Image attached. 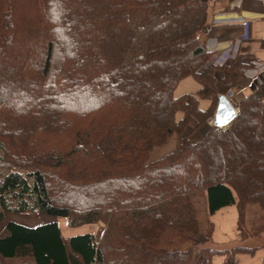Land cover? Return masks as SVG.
I'll return each mask as SVG.
<instances>
[{
    "label": "trees",
    "instance_id": "trees-1",
    "mask_svg": "<svg viewBox=\"0 0 264 264\" xmlns=\"http://www.w3.org/2000/svg\"><path fill=\"white\" fill-rule=\"evenodd\" d=\"M207 16L204 0H0V222L104 225L66 240L56 222H9L0 264H237L254 252L205 245L210 216L233 205L243 239L264 233V83L227 130L195 138L248 68L241 54L209 62ZM188 77L201 89L176 97Z\"/></svg>",
    "mask_w": 264,
    "mask_h": 264
},
{
    "label": "crops",
    "instance_id": "crops-1",
    "mask_svg": "<svg viewBox=\"0 0 264 264\" xmlns=\"http://www.w3.org/2000/svg\"><path fill=\"white\" fill-rule=\"evenodd\" d=\"M204 1L208 5L204 34L208 37L207 48L211 53L209 62L222 66L241 54L244 55V61L248 64L244 75L238 80L237 87L227 94L232 104L238 109L240 102L264 83V0ZM200 89L199 82L193 77H188L179 83L174 95L180 97L197 94ZM210 106V100L200 102L202 109ZM212 127L208 121L197 131V134L204 136ZM239 220L236 205L223 208L210 216L214 230L211 240L206 241L205 245L216 250H231L237 247L254 249L252 253H239L236 256L237 264H264V233L243 239L239 231ZM53 222L59 226L63 223L69 229L66 234L60 229L66 240L85 234L100 237L104 230L103 226L101 229L98 228L100 229L98 232L94 230L93 227L97 226L96 224L71 228L68 226V220L63 217H55L51 223ZM232 245L237 246L232 247ZM225 259L224 255H215L212 262L223 264Z\"/></svg>",
    "mask_w": 264,
    "mask_h": 264
},
{
    "label": "rangeland",
    "instance_id": "rangeland-1",
    "mask_svg": "<svg viewBox=\"0 0 264 264\" xmlns=\"http://www.w3.org/2000/svg\"><path fill=\"white\" fill-rule=\"evenodd\" d=\"M213 118V117H212ZM210 120V119H209ZM202 137L200 136V134L198 133L197 135H195V138H199ZM169 147V148H168ZM167 148L161 149L160 151L156 152L155 157H160L161 155L167 153L170 150V144L168 145ZM68 197L64 196L62 198V201H68ZM249 215L251 216L250 218L254 220H257V218H260V212L258 210H256L255 208L250 209ZM57 216H52V215H48L45 213H41V214H19V213H7L4 217V219L0 222V236L3 235L4 229L6 227V225L9 222H15V223H19L25 226H29V227H38L41 225H45L48 223H51V221L53 220V218H55ZM97 226L93 227L94 230H96L97 232L104 227L103 224H96ZM61 230L64 234L69 232V229L66 227L65 224H61ZM59 226V227H60ZM103 226V227H102ZM87 228V227H86ZM100 228V229H98ZM67 236V235H66ZM237 246V245H232V247ZM9 262L11 263H22V262H30L33 264V260L31 257H26V258H21V259H15V260H10Z\"/></svg>",
    "mask_w": 264,
    "mask_h": 264
},
{
    "label": "water",
    "instance_id": "water-1",
    "mask_svg": "<svg viewBox=\"0 0 264 264\" xmlns=\"http://www.w3.org/2000/svg\"><path fill=\"white\" fill-rule=\"evenodd\" d=\"M239 115V110L232 104L227 94L218 96V103L213 117V126L217 130H227Z\"/></svg>",
    "mask_w": 264,
    "mask_h": 264
},
{
    "label": "built area",
    "instance_id": "built-area-1",
    "mask_svg": "<svg viewBox=\"0 0 264 264\" xmlns=\"http://www.w3.org/2000/svg\"><path fill=\"white\" fill-rule=\"evenodd\" d=\"M209 123H210L211 125H213V119H210V120H209Z\"/></svg>",
    "mask_w": 264,
    "mask_h": 264
}]
</instances>
